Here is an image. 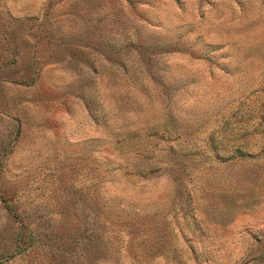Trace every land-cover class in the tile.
Segmentation results:
<instances>
[{"label":"rangeland","instance_id":"1","mask_svg":"<svg viewBox=\"0 0 264 264\" xmlns=\"http://www.w3.org/2000/svg\"><path fill=\"white\" fill-rule=\"evenodd\" d=\"M0 264H264V0H0Z\"/></svg>","mask_w":264,"mask_h":264},{"label":"trees","instance_id":"2","mask_svg":"<svg viewBox=\"0 0 264 264\" xmlns=\"http://www.w3.org/2000/svg\"><path fill=\"white\" fill-rule=\"evenodd\" d=\"M212 158H214V159H217L218 158V156H217V154L216 153H214L213 155H212ZM32 235H29V236H27L28 237V239H27V242L30 240V239H32V238H30ZM18 239V238H17ZM22 242L24 241V240H21ZM35 241V240H34ZM19 245V244H18Z\"/></svg>","mask_w":264,"mask_h":264}]
</instances>
